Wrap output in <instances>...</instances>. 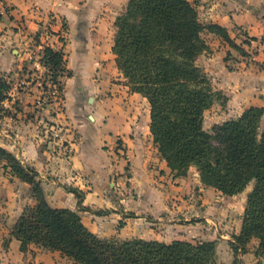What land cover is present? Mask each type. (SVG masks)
Returning a JSON list of instances; mask_svg holds the SVG:
<instances>
[{"label": "crops", "instance_id": "obj_1", "mask_svg": "<svg viewBox=\"0 0 264 264\" xmlns=\"http://www.w3.org/2000/svg\"><path fill=\"white\" fill-rule=\"evenodd\" d=\"M119 5L120 0H0V81L16 77L26 55L27 41L40 29L41 20L47 22L52 14L67 26L66 29L63 26L66 35L63 47L70 73L63 77L59 103L36 106V98L41 94L37 84L16 95L12 89L9 94L12 97L0 101V147L41 174L52 206L78 208L75 193L64 191L61 184L82 190L85 193L82 204L91 210L80 213L85 225L96 234L107 233L95 224L100 218L123 222V229L133 217L141 216L145 220L149 216L157 217L174 204L179 207L180 199L189 205L196 197L208 206L203 214H208L213 201L219 208L218 215L209 217L217 228L208 225V229H203V240L229 242L233 234L241 231V216L253 184L239 194L225 195L205 185L197 167L191 166L186 175L175 176L158 154L150 130L148 98L132 91L127 82L111 79L117 64L112 52L113 39L109 36L108 10L113 11ZM203 7V21L226 27L231 37L253 54V58L234 60L236 69H226L225 77L230 80L224 87L225 120L238 117L252 105L264 106V0H205ZM204 34L220 38L207 31ZM117 70L120 71L118 67ZM53 127L59 136L49 135ZM63 145L71 147L69 155L64 153ZM0 166L6 169V161L0 159ZM192 169L196 171L194 175ZM2 176L5 178L4 173H0ZM11 178L29 186L12 173ZM240 195L243 199L234 224L232 219L223 224L222 202ZM17 197L16 194L15 199H10V204L17 202L12 223L27 205L34 204L29 196ZM117 206L136 212L135 216L119 211ZM226 211L235 212L234 207ZM255 244L258 246V239L252 238L248 251L240 255L239 264H259L264 258L256 256ZM223 259L231 263L233 252L228 249ZM0 264L81 263L59 250L10 237L7 243L0 239Z\"/></svg>", "mask_w": 264, "mask_h": 264}, {"label": "trees", "instance_id": "obj_2", "mask_svg": "<svg viewBox=\"0 0 264 264\" xmlns=\"http://www.w3.org/2000/svg\"><path fill=\"white\" fill-rule=\"evenodd\" d=\"M115 26L112 52L117 67L131 90L148 98L154 143L174 175H186L195 166L205 185L225 195L239 194L253 184L241 231L229 241L234 260L219 261L215 240L100 237L83 222L80 212L91 209L82 204V190L68 188L78 198L77 209L52 206L40 173L0 147L6 168L32 185L35 198L10 237L59 250L81 264H239L252 238L258 239L255 254L264 255V106L252 105L212 131L204 127L205 111L223 97L197 62L209 49L204 33L231 44L229 31L218 23H204L191 0H129ZM44 62L57 80L66 70L63 48L46 47ZM9 89L2 79L0 101Z\"/></svg>", "mask_w": 264, "mask_h": 264}, {"label": "rangeland", "instance_id": "obj_3", "mask_svg": "<svg viewBox=\"0 0 264 264\" xmlns=\"http://www.w3.org/2000/svg\"><path fill=\"white\" fill-rule=\"evenodd\" d=\"M85 0H81V2H84ZM129 0H120V5L113 8L112 10H108L110 14V25H111V31H110V37L114 40V36L116 33V26L115 21L116 17L123 12H125L127 8ZM194 1L197 5L198 12L200 19L203 21V4L205 0H191ZM107 11V9H105ZM204 23H208L206 21H203ZM65 29L67 28L66 24L64 23ZM65 34V33H64ZM204 37L209 45V49L206 50L204 53H202L198 57V64L201 66L203 71L207 74L209 79L212 82V85L216 90H219L223 97L219 99L218 101H215L213 105L207 109L204 113V127L208 131H212L213 127L216 124H220L225 120L226 112H227V96L224 94V87L228 83L227 77H225L226 69H236V61L239 59L244 58H253V54L250 53V51H246L243 44H238L236 38L233 39V43H229L222 38H210L207 37V35L204 34ZM233 37V36H232ZM63 43H66V35L64 36ZM65 54V52H64ZM65 57V56H64ZM114 72H112V81L113 82H127V78L122 74V72L117 70V66H114ZM227 67V68H225ZM114 73V74H113ZM121 73V74H118ZM70 74L67 69L65 72H62L59 74V78L62 83V88H64V76ZM96 77H98L96 75ZM6 81L11 82V85H15L17 81V76L14 78H4ZM226 97V99H224ZM51 134V132H50ZM155 147L158 151V154L160 155V152L155 144ZM195 167V166H194ZM4 167L0 166V173H4L5 178L2 176L0 177V239L7 243L10 238V231L15 223H12V213L13 210H16V204L17 202L14 201V203L10 204L11 197L15 199V195L17 194V199H25L27 196L29 198H34V192L33 187L31 184L22 186L19 184L15 178H11V171L8 169L9 173H6ZM196 171L192 169V175H194ZM39 178L43 180V177L41 174H39ZM9 179V181H8ZM45 179V178H44ZM126 182V181H125ZM7 184V185H5ZM126 185V184H125ZM252 186V184H250ZM64 191H69V187H74L71 184H61L60 185ZM85 194V193H84ZM194 196V194H191ZM186 199V198H185ZM243 196L240 195L237 198H227L224 203V207H222V210H225V212L220 213V216L222 217V223L225 224L228 220H231V223L234 224V217L239 213L240 203L242 202ZM193 203L187 204L183 201V199H180L181 202L179 207L174 204L173 206H170V208H166L163 210L159 216L153 217L149 216L146 220L143 219L141 216L133 217L131 222L128 223L127 226H125L123 229H121V222H114L111 219H105L100 218L95 223L96 226H99L104 229L105 232H107L104 235H101L100 233H97L100 237L103 238H112L116 237L119 239H129V238H145V239H156V238H162L164 241H172L176 239L177 237L182 238L183 240H189V241H199L203 240V229H208V225L216 230L217 224L210 220L209 217H214L218 215L216 211H218L215 203L216 201L211 202V207L208 209V214H203L205 211H207V204H203L201 199L198 198H192ZM198 201V202H197ZM235 212H228L226 211L227 208H233ZM119 211H124L125 213H136L133 211H126L124 206H117ZM101 209V210H106ZM173 210V211H171ZM221 210V209H220ZM221 210V211H222ZM233 211V210H232ZM124 215V213H123ZM243 216V215H242ZM241 216V217H242ZM102 219V220H101ZM99 222V223H98ZM224 227V225L222 226ZM210 229V228H209ZM120 233V235H118ZM118 235V236H117ZM216 236V235H215ZM217 242V248H218V259L221 262H224L223 258H226V254L228 252V249L233 252L234 250L231 247L230 243L225 240H215ZM219 244V245H218ZM230 247V248H229ZM255 247L256 244H255ZM258 256V255H256ZM261 257H264V255H261ZM227 263V262H225ZM259 264L264 263V258H261Z\"/></svg>", "mask_w": 264, "mask_h": 264}, {"label": "built area", "instance_id": "obj_4", "mask_svg": "<svg viewBox=\"0 0 264 264\" xmlns=\"http://www.w3.org/2000/svg\"><path fill=\"white\" fill-rule=\"evenodd\" d=\"M40 24V29L26 43L24 51L26 55L16 75L18 82L10 87L4 99L12 97L9 95L12 93V89L16 95L18 92L28 90L31 85L37 84L41 94L36 98V106L45 107L62 101L63 88L60 76L57 80L54 79L50 67L44 62V50L46 47L54 49L62 47L64 50V24L53 14L50 15L47 22L42 19ZM54 37L57 39L54 40ZM7 82L11 85L10 79ZM49 135L59 136L57 128H50ZM63 150L66 155H69L72 149L68 145H63Z\"/></svg>", "mask_w": 264, "mask_h": 264}]
</instances>
